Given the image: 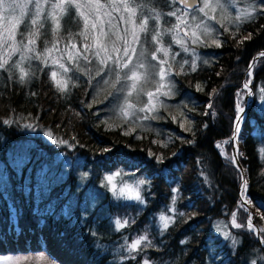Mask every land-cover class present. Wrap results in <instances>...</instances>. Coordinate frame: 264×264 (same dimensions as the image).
I'll return each instance as SVG.
<instances>
[{
	"label": "trees",
	"instance_id": "obj_1",
	"mask_svg": "<svg viewBox=\"0 0 264 264\" xmlns=\"http://www.w3.org/2000/svg\"><path fill=\"white\" fill-rule=\"evenodd\" d=\"M55 2L48 0L43 15ZM153 6L161 13L171 10L168 0H153ZM77 19L73 9L61 18V46L68 33L81 30ZM160 23L163 29L175 21L162 16ZM23 31L20 24L17 40ZM46 31L47 24L37 40L39 49ZM215 36L221 46L191 47L196 56L172 45V53H179L174 61L169 57L173 94L161 100L164 106L151 114L157 118L148 119L144 128L129 123L121 127L120 119L104 115L109 107L105 91L99 93L93 79L89 82L82 73L78 80L69 73L77 86L70 84L60 93L49 79L50 71L57 70L53 65L32 61L36 74L23 84L16 75L0 72V257L17 258L14 264H143L145 259L149 264H264V249L254 234L230 224L233 213L236 223L246 221L240 207L241 176L218 151L224 144L230 155L235 97L248 65L258 58L252 62L249 86L255 95L240 124L245 135L243 156L237 161L246 171L245 195L264 213V157L257 149L264 145V101L259 92L264 87V56L259 55L264 52V15L241 23L238 31L236 26L219 28ZM169 39L165 37L166 44ZM185 60L189 63L183 64ZM193 60L195 71L189 66ZM16 148L24 156L20 166L12 160ZM56 154L71 160L72 166L59 177L49 170L42 173L41 167L52 164ZM156 156H163V163ZM107 175L114 176L117 188L138 179L149 181L140 188L145 203L114 198L104 187ZM84 194L93 197L92 206L82 205ZM162 214L175 220L166 230L159 220ZM117 218L135 222L117 231ZM218 223L236 237L235 246L220 245L214 234ZM252 223L264 228L257 214ZM144 233L153 246L126 259L125 240Z\"/></svg>",
	"mask_w": 264,
	"mask_h": 264
},
{
	"label": "snow or ice",
	"instance_id": "obj_2",
	"mask_svg": "<svg viewBox=\"0 0 264 264\" xmlns=\"http://www.w3.org/2000/svg\"><path fill=\"white\" fill-rule=\"evenodd\" d=\"M47 3L48 0H22V2L21 0H0V72L9 73L10 77L16 75L19 82L23 84L36 74L31 71L32 61L38 60L45 67L58 65L57 70L50 71L49 79L52 86L60 93H66L70 84L71 87L77 86L73 75L78 80L82 73L89 77V82L96 76H100L103 84L110 85L114 90L110 95L122 101L116 104L114 113L122 121L121 127H123V124L129 122L136 123L139 120L157 118L151 114L157 112L159 106H164L160 97L173 94V82L168 79L172 70L169 57L174 61L179 53H172V45H179L184 52L192 51L193 55L195 50L189 48L190 44L205 47L221 46L218 36L215 38L213 36L217 29L209 21H214L215 24L220 25V28L227 30L226 24L217 16V9L222 10V15L223 11L227 10L226 5L235 7L236 0H168L171 10L166 13L158 11L153 6V0H56L50 5L52 11L43 15V9ZM245 3L248 6L241 9L234 18H231L230 14L225 18L228 23L236 25L237 31L241 23L255 20L257 15H264V0H260L259 4L256 0H245ZM177 4L183 5V8L174 7ZM29 5H31V11L28 10ZM68 9L74 10L81 30L75 34L68 33L67 41L61 46V18L67 14ZM17 10H19L18 16L15 15ZM162 16L173 17L176 23L162 29L160 23ZM26 18L27 22H25ZM20 24H24V31L19 33L20 39L17 40ZM46 24L47 31L43 33L46 42L43 49H39L37 40L41 36V29H44ZM232 35L236 38L235 33ZM166 36L170 38L167 44ZM77 37L80 38L79 43H77ZM247 38L250 36L240 38L238 43L242 44ZM137 48L140 49L139 54H137ZM259 55L264 56V52ZM256 60L258 58L254 59L253 63ZM153 61L155 63H152ZM187 63H189L187 60L183 61V64ZM183 64L180 65L181 70H183ZM189 66L192 71H195L196 60H193ZM92 67L96 69L94 75L91 74ZM252 67L253 64H250L249 76L252 74ZM58 71L61 73L59 79ZM149 84L152 85V90L146 89V85ZM250 84L251 79L245 82L242 91L246 89L245 94L253 96L255 93L249 88ZM196 88L197 91L201 90L199 85ZM259 92L260 99L264 101V87H261ZM141 96L147 98L142 101L143 106H140ZM208 107L211 108L212 105L209 104ZM237 107L239 111H243L239 104ZM140 113L144 115L140 116ZM12 122L4 121V123ZM102 123L107 122L102 121ZM25 127L34 126L26 124ZM236 131H239V120H237ZM124 134L130 133L125 131ZM46 135L51 139V133ZM156 159L158 163H163V156H156ZM230 159L235 160V157ZM114 175H120V173ZM240 176L243 178V171L240 172ZM113 179V175H107L104 178V187L111 191L114 198L135 200L141 205L145 203L140 188L150 183L149 181L138 179L135 180L134 185L123 184L117 188L112 183ZM243 188L242 196L247 188V180H243ZM177 191L178 189H173L174 193ZM172 199L174 204L175 196ZM240 207L248 212V219L244 224L236 223V214L233 213L232 226L255 232L259 236V241L264 243V236L259 235L264 233V228L256 229L252 224V213L244 204ZM169 211L174 209L170 208ZM256 214L260 219H264V213H261L259 209L256 210ZM159 220L165 230L170 223L175 222L174 217L166 214H162ZM130 222L135 221L127 218L115 219L116 230L128 227ZM223 235L233 246L237 244L231 232L224 231ZM152 246L147 233L137 236L131 242L126 239L124 250L129 253V256L125 258L134 259L131 253L142 252L145 248ZM143 264H149V261L145 259ZM252 264L256 262L252 261Z\"/></svg>",
	"mask_w": 264,
	"mask_h": 264
},
{
	"label": "rangeland",
	"instance_id": "obj_3",
	"mask_svg": "<svg viewBox=\"0 0 264 264\" xmlns=\"http://www.w3.org/2000/svg\"><path fill=\"white\" fill-rule=\"evenodd\" d=\"M21 2H22V0H21ZM256 3L257 4H259L260 3V0H256ZM248 5H247V3H245V0H236V4H235V7H229V6H227L226 5V11H223V14L221 15V13H222V10L221 9H217V16H218V18H220L221 20H222V22H224L225 24H226V27L227 28H229V27H235L236 25L235 24H230V23H228V21H227V19H225V18H227V17H229V14H230V16H231V18H234L235 16H236V14L241 10V9H244V8H246ZM175 7L176 8H183V5H179V4H177V5H175ZM174 19V21H175V18H173ZM175 23H176V21H175ZM209 23H211L212 25H213V27L214 28H216L217 30L220 28V25H218V24H215V22L214 21H209ZM215 34H216V32L213 34V36H214V38L216 37L215 36ZM182 35V34H181ZM194 46H197V45H189V48L190 49H192L191 47H194ZM139 51H140V49L139 48H137V54H139ZM192 52V51H191ZM196 55H197V53H196ZM195 55V56H196ZM135 59V58H134ZM95 63V62H94ZM152 63H155V61H153ZM56 67V69H58V65H53V67ZM91 67V66H90ZM95 71H96V69H95V67H92V72H91V74L92 75H94L95 74ZM59 71L57 72V78L59 77ZM252 75V74H251ZM105 78H107V77H105ZM252 78V76H249V74H248V72H247V74H246V78H244V81H243V83H242V85H240V87H241V90L238 92V94L236 95V97H235V102H236V104H235V107H234V109H235V112H236V115H235V117L234 118H236L237 116H239V114L240 113H242L241 111H239V109H238V107H237V105L239 104V106L241 107V108H243V106L245 105V103L249 106V104L251 103V97L250 96H248V95H246L245 93L247 92V90L245 89L244 91H242V89H243V86H244V84H245V82L247 81V80H249V79H251ZM59 79V78H58ZM93 84H95V86H96V88H97V91L99 90V93H102L103 91H105L103 94V100L105 99L106 100V102H107V104H109V107L107 108V111H106V113H104V115H107V116H110L112 119L113 118H117V114L116 113H114V109H115V107H116V104L117 103H120V102H122V101H118L115 97H114V95H110V93H112L114 90L110 87V85H105V84H103V82L101 81V77L100 76H96L94 79H93V82H92ZM146 89L147 90H152V85L151 84H149V85H146ZM165 96H161L160 97V100H163V98H164ZM140 101H141V104H140V106H143L142 105V101H144V100H146L147 98L146 97H144V96H141L140 98ZM134 100H135V98H134ZM105 110V109H104ZM140 116H143L144 114L143 113H140L139 114ZM234 121H235V119H234ZM147 120H139V121H137L136 123H132V122H129V124H132L133 126H135V125H138V126H143V128L147 125ZM241 122V121H240ZM236 124H237V122L235 123V125H234V123H233V130H234V132H233V138H232V140H233V142H232V144H233V147H234V149H233V151L236 153V156L238 157V158H241L242 156H243V150H242V138L244 137V133H243V131L241 130V129H239V131L237 132L236 131ZM239 128H240V125H239ZM235 136H237V142H238V144L240 145V149L238 150L237 149V145L235 144ZM44 138V137H43ZM218 151H220V153L224 156V157H226V158H228V161H230V162H233L234 163V161L233 160H231L230 158L231 157H233V152L231 151V149H232V147H231V149H230V155H228L227 153H226V151H224V144H221L219 147H218ZM258 149V151H259V156H260V158L263 156L264 157V151H262V149H264V145H262V147L261 148H257ZM14 158L12 159L13 161H14V164L15 165H21V163H23L24 161L22 160V159H24V156H22V158H21V155H22V150H18V148H16V149H14ZM262 152V153H261ZM261 154H262V156H261ZM20 159V160H19ZM69 166H72V163H71V160H69V159H65V158H62V156L61 155H58V154H56L54 157H53V162H52V164H48V165H43L42 167H41V169L40 170H42L41 172L42 173H44V171H46V170H49V174L51 175V176H57V177H59L60 175H62V172H64V170L67 168V167H69ZM242 179V178H241ZM243 180H246V179H242V181H240L241 182V186H240V198H241V201H240V203L241 204H244L245 205V207L252 213V221H253V217H254V214H256V208L255 207H252V205L250 204V203H246V201H249L248 200V197H246V195L244 194L243 196L241 195V193H242V191L244 190V188H243ZM82 200V205H84V207L86 208V207H89V206H92L93 205V202H94V199H93V197L90 195V194H84V196H83V198L81 199ZM243 210H244V208H243ZM253 210V211H252ZM244 212L246 213V221H247V219H248V212H246L245 210H244ZM232 221V220H231ZM245 221V222H246ZM231 225H232V223H230ZM253 224V223H252ZM254 225V224H253ZM255 227H256V225H254ZM232 228H235V227H233L232 226ZM257 229H260L259 227H256ZM224 231H229L230 232V230L229 229H226V228H222V225H221V223H218V224H216V227H215V235H217V237L218 238H220L221 239V246H232V244H231V242H230V240H227V239H225L224 238V235H223V232ZM252 234H254V236L256 237V233L255 232H252ZM233 237H234V235H232ZM260 236H264V233H260ZM257 238V237H256ZM235 239H236V237H235ZM258 240V239H257ZM260 244H262L263 245V247H264V243H261L260 242ZM16 260H17V258H13V257H11V256H5L4 258H3V256L2 257H0V264H11V263H16Z\"/></svg>",
	"mask_w": 264,
	"mask_h": 264
},
{
	"label": "water",
	"instance_id": "obj_4",
	"mask_svg": "<svg viewBox=\"0 0 264 264\" xmlns=\"http://www.w3.org/2000/svg\"><path fill=\"white\" fill-rule=\"evenodd\" d=\"M253 59H255V57L253 58ZM252 62H253V60L251 61V63L250 64H252ZM249 64V65H250ZM247 107H249L246 103H245V105L243 106V111H242V113H240L239 114V118L237 117V118H235V121H234V124L237 122V120H241V117H243L245 114H246V110L248 109ZM245 135V134H244ZM232 138H233V135H231V137H230V139L229 140H231L232 142H233V140H232ZM233 149H234V147L232 146V149H231V151L233 152V157H235V160H233L234 161V164L236 165V167L238 168V171H243V178L242 179H246L247 180V177H246V171H244L243 170V168H241V166H240V164H239V161H237V159H238V157L236 156V153L233 151ZM242 179L240 180V181H242ZM246 197H248L247 195H246ZM253 222V221H252ZM254 224V223H253ZM257 227V226H256ZM257 229V228H256ZM260 235V234H259ZM256 237H257V239H258V243L260 244V241H259V236L256 234ZM261 245V247L264 249V247H263V245L262 244H260Z\"/></svg>",
	"mask_w": 264,
	"mask_h": 264
},
{
	"label": "bare ground",
	"instance_id": "obj_5",
	"mask_svg": "<svg viewBox=\"0 0 264 264\" xmlns=\"http://www.w3.org/2000/svg\"><path fill=\"white\" fill-rule=\"evenodd\" d=\"M239 118V117H238ZM239 125H240V123H239ZM235 144L237 145V149L239 150L240 149V145L238 144V142H237V136H235ZM253 211V210H252Z\"/></svg>",
	"mask_w": 264,
	"mask_h": 264
}]
</instances>
